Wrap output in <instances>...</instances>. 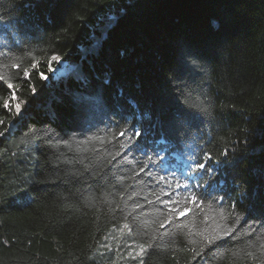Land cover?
<instances>
[{
	"label": "trees",
	"instance_id": "1",
	"mask_svg": "<svg viewBox=\"0 0 264 264\" xmlns=\"http://www.w3.org/2000/svg\"><path fill=\"white\" fill-rule=\"evenodd\" d=\"M0 53L17 97L0 88V131L17 121L0 137V264H264L258 224L196 255L236 212L264 219V0H0ZM53 55L71 65L60 77ZM134 123L149 130L147 155L170 149L175 177L140 173L147 157L121 149ZM44 128L67 144L34 140ZM204 153L225 161L222 187L239 185L223 202L195 181L176 187ZM117 228V247L146 252L109 260Z\"/></svg>",
	"mask_w": 264,
	"mask_h": 264
},
{
	"label": "snow or ice",
	"instance_id": "2",
	"mask_svg": "<svg viewBox=\"0 0 264 264\" xmlns=\"http://www.w3.org/2000/svg\"><path fill=\"white\" fill-rule=\"evenodd\" d=\"M2 54V53H0ZM51 62H60V57L58 56H52ZM51 62L49 63V70L51 69ZM33 69L37 67V65L32 66ZM11 68L19 70V65L16 63H13L11 65ZM25 79L31 78V73L25 72L24 73ZM41 78L46 79V77L41 74ZM5 90H12L11 99L17 100L16 97V90L14 89V86L12 83H7L4 80L3 76H0V88H5ZM35 90L33 89V92ZM11 101H6L3 104V109L7 111H11ZM200 109L202 110V105H199ZM15 112L17 114V117H20L22 115V102H16L15 103ZM17 121L12 122V127L15 126ZM138 123V122H137ZM3 124V121H0V125ZM12 127H7L4 129V131H0V137H3L6 133L11 134ZM27 135V133H25ZM120 137H127L124 143L120 145L121 149L125 152H140L143 153L147 159L144 161V166L140 168V173H143L148 169L150 164L157 165L159 169L165 173L168 174V176L175 177L176 171L172 170V164L173 161L169 159V152L170 149L166 145H157L156 147L160 148V151H163L165 154L161 155L160 151H156L155 148H152L154 155H147V149H149L148 144V135L149 130L144 128L143 126H140V129L137 130V124H131L128 128L123 129L119 133ZM34 140L39 141L40 144H46L49 148L53 147H59L61 145H66L67 141H64L63 139L58 138L57 133L49 128L44 129H38L35 131V134L32 137ZM23 143V141H21ZM121 153L117 152V156H119ZM227 153H225V159L227 158ZM115 159V157H113ZM111 163V161L109 162ZM225 163L224 160L219 161L216 164H213L212 162V156L208 153H204L203 158H198L195 156H190L185 162H184V169H187V171H184L181 169V174L186 177V181L181 184L179 181L176 182V187L180 188L183 187L185 190H188L190 187V182L195 181L196 187L201 188L204 191V194L211 195L213 192H223L224 195H220L218 199L223 202L228 194L229 191H238L239 185H236L233 189H227L226 186H221V180L223 179V168L221 167ZM38 164V161H37ZM219 169V171H218ZM139 175V173H137ZM159 179L161 181H165L167 179L166 176H160ZM202 182V183H201ZM227 184V181H225V185ZM168 187L171 188L172 184L169 183ZM192 202H196L199 200V195L196 192H191L190 197ZM246 198V190L244 193L241 194V197L236 200V202L232 205V207L235 209L237 207L241 206L242 199ZM213 199H217V197H213ZM171 201H164V203H169ZM151 203V201H149ZM184 211H187L185 209ZM173 212H175V208H173ZM183 214V213H182ZM252 219L253 223H249V220ZM257 224L258 227L261 229H264V219L259 220L258 222L255 221V219L251 216V213H247L245 215H241L239 212L235 213V225L234 227L227 229V230H221L219 232H215L210 236L205 237V248L201 249V251L197 252V256H201L202 254H207L208 251H211L215 248L224 247L225 243L232 239V237L236 235H240L241 237L247 236L248 239H252L254 235L257 233ZM247 226L248 231L243 232L242 229ZM125 227H128L125 225ZM163 228L164 225H161ZM261 247H264L262 245ZM141 252H146V249L143 247L141 248Z\"/></svg>",
	"mask_w": 264,
	"mask_h": 264
},
{
	"label": "rangeland",
	"instance_id": "3",
	"mask_svg": "<svg viewBox=\"0 0 264 264\" xmlns=\"http://www.w3.org/2000/svg\"><path fill=\"white\" fill-rule=\"evenodd\" d=\"M54 56V55H53ZM58 56V55H55ZM59 57V56H58ZM51 62V60H50ZM71 67V65L68 64V62L64 61L62 58H60V62H51V72L53 74L54 77H60L61 75H63L64 73H66L69 68ZM121 228H117L115 229L112 234H110V236H108L106 243L102 244V245H108L114 246V252L111 255L110 259L111 261H116L120 258H124V257H130L131 255H136L138 253H140L141 251V246H139L135 241H127L125 243V247H117V243L118 241V234L120 232Z\"/></svg>",
	"mask_w": 264,
	"mask_h": 264
},
{
	"label": "clouds",
	"instance_id": "4",
	"mask_svg": "<svg viewBox=\"0 0 264 264\" xmlns=\"http://www.w3.org/2000/svg\"><path fill=\"white\" fill-rule=\"evenodd\" d=\"M201 110V109H200ZM203 113L207 114V115H211L212 114V106L211 103H202V110Z\"/></svg>",
	"mask_w": 264,
	"mask_h": 264
}]
</instances>
